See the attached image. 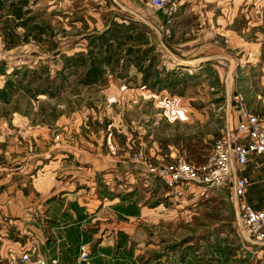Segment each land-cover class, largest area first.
<instances>
[{"label":"rangeland","instance_id":"rangeland-1","mask_svg":"<svg viewBox=\"0 0 264 264\" xmlns=\"http://www.w3.org/2000/svg\"><path fill=\"white\" fill-rule=\"evenodd\" d=\"M176 21L168 34L166 15L149 0H0L1 202H17L18 194L26 204L45 200L46 192L37 197L36 188L49 177H69L68 169L76 166L69 155H101L116 169L141 164L140 154L153 165L172 162L173 154L202 164L238 122L240 94L264 122V30L255 59L227 43L228 50L198 74L169 70L174 54L204 52L184 46L189 38L176 34ZM185 25L190 30L196 23L189 18ZM149 181L140 192L146 200L120 204L115 216L124 220L120 229L127 235L120 261L255 264L243 254L238 209L228 188L189 184L171 195L160 179ZM138 185L142 189V181ZM122 186L121 192L127 189ZM5 212L0 264H11V255L32 238L18 209ZM94 248L80 246L79 264L92 261Z\"/></svg>","mask_w":264,"mask_h":264},{"label":"crops","instance_id":"crops-1","mask_svg":"<svg viewBox=\"0 0 264 264\" xmlns=\"http://www.w3.org/2000/svg\"><path fill=\"white\" fill-rule=\"evenodd\" d=\"M263 5L264 0H182L176 17L175 32L182 38H189L186 39L184 46L196 45L194 51L204 52L194 56L174 54L172 60L168 62L172 68L169 70L177 68L186 72L204 73L208 66L214 64L219 51L228 50L227 43L230 44V48L232 46L233 49L246 53L245 58L251 56L255 59L258 52L263 49ZM189 18L196 26L185 30L187 28L185 22ZM218 40L223 41L224 45L215 43ZM134 91L136 90L132 89L131 93L128 91L130 96ZM149 92L143 89L145 96H148ZM130 141L127 140L128 145ZM94 157L81 153L69 155L67 158L73 160L76 165L73 166L75 169H68L69 177L59 181L57 178L49 177L47 184L40 190L37 184L36 195L39 197V194L46 192L45 200L39 199L32 204H26L22 194H18L17 202L6 205L5 201H0V216L4 217L7 214L5 210L8 207L18 209L21 214L19 222L24 225L29 222L27 228L30 237L39 243L40 253L46 257L58 258L59 264H79L80 246L86 243L94 248L96 241L99 244L92 252V261L82 264H108V260H102L103 257L110 258L111 264H126L120 261L124 259L122 245L124 237L127 236L123 233L126 231L120 229L124 220L120 221L119 217L115 216L120 208H123L120 204L125 202L126 205H133L136 198L146 200L144 196L146 193L141 197L140 192H145V188L150 186L151 176L143 163L131 161L132 165H129L128 162H124L129 167L122 165V169H116L113 165H108L107 160L101 155ZM170 157L172 162L178 158L185 159L174 154ZM67 158L64 156L63 162L69 163ZM92 160H96L97 163L92 164ZM34 178L37 182L40 180L39 172ZM240 178L247 182V188L244 197L237 199L233 193V183ZM139 181H142V189L138 187ZM122 185L127 189L121 192ZM227 188L237 209L239 203L243 201L256 209L264 210V157L251 154L246 165L235 162L231 185ZM40 191L42 193H39ZM43 196L44 194L40 198ZM239 226L242 228L240 220ZM241 233L242 235L240 233L238 235L245 248L243 254L255 264H264V246L259 245V248L254 245V248L251 245L247 246L243 228ZM22 250L21 247L14 254L19 255ZM131 255L134 256V253Z\"/></svg>","mask_w":264,"mask_h":264},{"label":"built area","instance_id":"built-area-1","mask_svg":"<svg viewBox=\"0 0 264 264\" xmlns=\"http://www.w3.org/2000/svg\"><path fill=\"white\" fill-rule=\"evenodd\" d=\"M150 4L167 17V33L175 22L182 0H149ZM264 12V7L262 9ZM239 120L233 129H228L214 143L209 157L196 165L184 158L174 162L153 165L140 154L136 157L142 162L148 174L160 179L168 187L171 195L181 193L184 185H198L209 189H224L231 185L234 163L246 165L251 154L264 157V123L256 116L240 94L236 97ZM247 182L240 178L233 183V193L237 199L244 197ZM239 220L247 241L264 246V210L256 209L241 201L238 205ZM82 257L88 259L87 247H82ZM57 258L46 257L40 253L39 243L29 240L19 255H11V264H58Z\"/></svg>","mask_w":264,"mask_h":264},{"label":"trees","instance_id":"trees-1","mask_svg":"<svg viewBox=\"0 0 264 264\" xmlns=\"http://www.w3.org/2000/svg\"><path fill=\"white\" fill-rule=\"evenodd\" d=\"M145 86V85H144Z\"/></svg>","mask_w":264,"mask_h":264}]
</instances>
